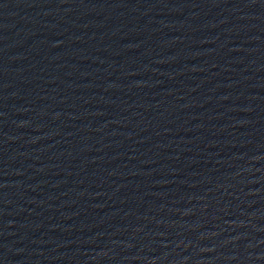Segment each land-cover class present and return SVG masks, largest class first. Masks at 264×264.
Wrapping results in <instances>:
<instances>
[{"label": "water", "instance_id": "obj_1", "mask_svg": "<svg viewBox=\"0 0 264 264\" xmlns=\"http://www.w3.org/2000/svg\"><path fill=\"white\" fill-rule=\"evenodd\" d=\"M0 264H264V0H0Z\"/></svg>", "mask_w": 264, "mask_h": 264}]
</instances>
